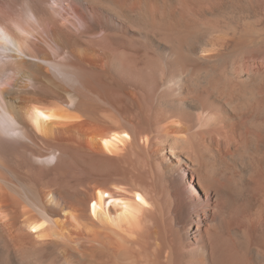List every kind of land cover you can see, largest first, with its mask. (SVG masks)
<instances>
[{
  "label": "bare ground",
  "instance_id": "1",
  "mask_svg": "<svg viewBox=\"0 0 264 264\" xmlns=\"http://www.w3.org/2000/svg\"><path fill=\"white\" fill-rule=\"evenodd\" d=\"M0 264H264V0H0Z\"/></svg>",
  "mask_w": 264,
  "mask_h": 264
},
{
  "label": "rangeland",
  "instance_id": "2",
  "mask_svg": "<svg viewBox=\"0 0 264 264\" xmlns=\"http://www.w3.org/2000/svg\"><path fill=\"white\" fill-rule=\"evenodd\" d=\"M189 177H190L189 179H186V184L191 187L192 186V183H190L191 182V176H189Z\"/></svg>",
  "mask_w": 264,
  "mask_h": 264
}]
</instances>
